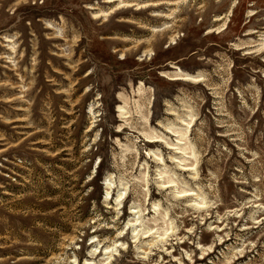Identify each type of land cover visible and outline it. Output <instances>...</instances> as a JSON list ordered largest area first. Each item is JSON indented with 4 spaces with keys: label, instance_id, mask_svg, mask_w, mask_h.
<instances>
[{
    "label": "rangeland",
    "instance_id": "1",
    "mask_svg": "<svg viewBox=\"0 0 264 264\" xmlns=\"http://www.w3.org/2000/svg\"><path fill=\"white\" fill-rule=\"evenodd\" d=\"M105 1L0 0V264H264V0Z\"/></svg>",
    "mask_w": 264,
    "mask_h": 264
},
{
    "label": "bare ground",
    "instance_id": "2",
    "mask_svg": "<svg viewBox=\"0 0 264 264\" xmlns=\"http://www.w3.org/2000/svg\"><path fill=\"white\" fill-rule=\"evenodd\" d=\"M119 0H108L106 3H108V4H116L117 2H118ZM121 2V1H120ZM133 6L132 5H126L124 2H121L120 3V5H116L115 7H114V9H113V11H112V14H117V12H120L121 10H123V9H128V8H132ZM148 7H141V8H137V10H143V9H147ZM92 9V8H91ZM94 9V8H93ZM135 10V9H134ZM106 14H107V12H105ZM101 15H103V13H100ZM105 14V15H106ZM109 14V13H108ZM107 14V15H108ZM252 15V14H251ZM99 16V15H98ZM96 17V16H95ZM106 17V16H105ZM108 17V16H107ZM153 17H156V18H160V17H163V16H161V15H159V14H154L153 15ZM100 18V17H99ZM96 19H98V18H96ZM219 19H221V18H219ZM218 19V20H219ZM166 26V25H165ZM167 27H168V25H167ZM165 29V28H164ZM168 30V29H167ZM211 31V30H210ZM215 31V30H214ZM222 31V30H221ZM220 31V32H221ZM157 32V31H156ZM209 33H211V32H209ZM208 33V34H209ZM178 37V36H177ZM175 38V37H174ZM178 39V38H177ZM177 39H173V41H172V43H171V45H175L176 43H177ZM153 54V53H152ZM154 55V54H153ZM148 58V57H147ZM170 68L171 69H174L175 71H176V73H175V75L174 76H172L171 78L169 77V75H168V72L166 73V74H161L162 75V77H164V78H166V79H168L169 81H172V82H185V83H191V84H200L202 81H203V76L201 75V74H199V75H191V74H188V73H186V72H184L183 70H181L179 67H177L176 65H170ZM173 73V72H172ZM171 73V74H172ZM173 75V74H172ZM171 76V75H170ZM145 88V87H144ZM140 93V92H139ZM120 96H122V95H120ZM125 104V103H124ZM125 107V106H124ZM124 107H119V109H117V113H119V115H120V117L119 118H121L122 120H126L127 119V115H128V113L125 111V108ZM92 112V111H91ZM184 122V121H183ZM189 129V128H188ZM124 130H125V128L123 129V131H121L120 133H122V132H124ZM178 133V132H177ZM178 135V134H177ZM185 137V135H183V134H181L178 138H179V143L177 144V146H180L179 148H177V149H174V150H179V151H181L182 153L181 154H183L184 153V157L183 156H181V158H176V159H179V160H181V162H184V161H187V159H189L188 157H186L185 155H187L188 153H187V149L186 148H182L181 146L182 145H184L183 144V141H184V138ZM159 143H161V141L160 140H155V139H153V138H150V140H147V144L150 146V147H155L156 145H158ZM170 146H171V144H170ZM172 146H176V145H172ZM184 147V146H183ZM180 153V152H179ZM151 154V153H150ZM161 158V157H160ZM186 159V160H185ZM162 160V159H161ZM185 163V162H184ZM181 166V165H180ZM186 168V167H185ZM108 181V183L106 184V190L108 191V194L110 193V191L112 190V184H111V181H109V180H107ZM172 184H175L174 183V181H172V180H170V181H167V182H163V183H160V190L161 191H163V190H168L170 187H172ZM167 185H170V186H167ZM122 198V194H120L119 195V197H118V200H120ZM198 198H200V197H198ZM200 200V199H199ZM197 201H198V199H197ZM155 207H160V205H154ZM135 209H137V208H135ZM157 210V209H156ZM134 213V215H135V217L137 216V215H140L141 214V212L140 211H138V212H133ZM141 218V216L139 217V219ZM136 219V218H135ZM139 219L137 220L136 219V221H133L136 225H137V223H138V221H139ZM138 232V230H137V228H135L134 229V232ZM150 232L148 231V232H145L144 234L145 235H147V234H149ZM145 238V237H144ZM145 239H147V237L145 238ZM95 243V242H94ZM152 246V245H151ZM109 250H110V248L108 247L107 249H106V251H107V254L106 255H110L109 256V258L108 259H106V260H109L112 256H111V253L109 252ZM100 255H101V253H100ZM100 255H98L97 254V251H95L94 253H93V257L92 258H95V259H97ZM104 263H106V261H104Z\"/></svg>",
    "mask_w": 264,
    "mask_h": 264
}]
</instances>
